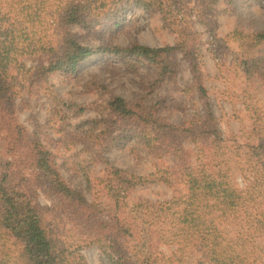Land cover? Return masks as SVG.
Returning <instances> with one entry per match:
<instances>
[{
	"label": "trees",
	"instance_id": "16d2710c",
	"mask_svg": "<svg viewBox=\"0 0 264 264\" xmlns=\"http://www.w3.org/2000/svg\"><path fill=\"white\" fill-rule=\"evenodd\" d=\"M133 1L160 16L173 43L122 47L108 37L91 46L74 32L104 34L95 28L120 23L131 0H0V264H89L82 250L93 246L112 264H264V28L221 36L211 29L205 40L196 23L214 27L217 6L233 0ZM106 54L122 59L115 71L152 69L141 88L164 85L187 62L192 81L184 92L197 96L199 109L176 123L159 102L112 94L85 119L94 102L56 96L44 124L30 130L22 122L18 102L27 94L41 88L52 96L56 74L73 78L83 62ZM211 79L220 82L213 88L221 100L233 99L239 126L229 133L214 110ZM127 139L156 160L150 174L107 158ZM79 142L75 163L105 165L94 181L87 177L91 197L60 166L61 145ZM147 183L173 194L136 195Z\"/></svg>",
	"mask_w": 264,
	"mask_h": 264
},
{
	"label": "rangeland",
	"instance_id": "374dc122",
	"mask_svg": "<svg viewBox=\"0 0 264 264\" xmlns=\"http://www.w3.org/2000/svg\"><path fill=\"white\" fill-rule=\"evenodd\" d=\"M215 16H210L212 26H205L200 22L196 23L198 31L205 40L209 39L211 29L213 33L227 35L235 27H243L247 30L264 28V0H233L229 3H221L217 6ZM197 21V20H196ZM95 29L104 32L98 34L94 28L81 29L79 26L73 27L74 32L78 33L83 43L95 45L102 39L112 37L119 46L125 47L135 42H142L150 46H163L174 42V35L163 28V23L159 15L149 14L138 7L133 0L127 4L124 16L120 23L113 25L101 24ZM100 39V40H99ZM231 54V52H230ZM229 55V54H228ZM230 58V57H229ZM206 70L213 76L215 63L208 55L205 58ZM120 57L111 58L106 54L105 57H99L83 62L77 74L73 78H66L63 74H56L53 78L54 94L46 95L41 93L26 95L23 100L18 102L19 114L22 122L30 129L35 130L39 125L45 123L48 117L53 113L56 96H61L66 100H73L83 105L94 102L84 114L85 119L89 116L95 117L98 108L106 102L112 94L122 95L129 99H136L145 96L149 103L159 102L162 116L172 122H181L187 116H191L199 109L198 98L194 94L184 92L192 81L188 63L181 62V71L178 77L169 79L166 83L156 88H141V77L152 72V69L141 68L138 73L124 72V70L115 71L113 65H121ZM107 66V69H105ZM218 83V84H217ZM209 87L213 96V106L217 116L220 118L221 126L226 133L238 129L239 123L232 116L231 100L224 101L220 99V92L214 86H219L220 82L211 79ZM216 92V93H214ZM58 94V95H57ZM236 99H234L235 101ZM57 103V102H56ZM182 104V106H179ZM204 106V104H202ZM99 109V108H98ZM89 117V118H88ZM75 117L72 123L77 122ZM134 140H123L117 146L109 149L106 156L109 161L118 167L124 168L132 173L147 175L154 170L155 159L151 154L136 144ZM58 145L56 143H53ZM83 143L74 145L62 144L59 153L61 154L60 166L64 176L73 184L74 187L91 197L88 189L87 177L94 181L100 176L105 167L104 163L95 165L75 163V158L83 148ZM55 145H51L54 150H59ZM134 145L131 150L125 149ZM71 148V149H70ZM83 155L93 153V151H82ZM65 157L62 158V156ZM98 162V161H97ZM100 162V161H99ZM173 194V189L164 184L147 183L139 186L136 195L144 196L152 200H166ZM41 201L46 202L44 196ZM169 245L165 244L162 249L170 252ZM88 259L89 264H112L104 252L96 247H90L82 250Z\"/></svg>",
	"mask_w": 264,
	"mask_h": 264
}]
</instances>
